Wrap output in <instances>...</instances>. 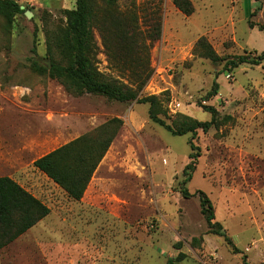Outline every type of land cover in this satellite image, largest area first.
<instances>
[{
  "label": "rangeland",
  "instance_id": "obj_1",
  "mask_svg": "<svg viewBox=\"0 0 264 264\" xmlns=\"http://www.w3.org/2000/svg\"><path fill=\"white\" fill-rule=\"evenodd\" d=\"M191 1V16L173 0L118 2L122 11L139 14L144 35L161 24L160 39L148 41L153 74L140 97L158 96L170 125L181 115L211 121L205 106L218 111L209 132L184 136L153 122L149 104L74 96L31 71L34 46L46 64L45 32L65 25L62 12L74 9L76 0H16L33 8L36 18L17 15L11 29L0 17V116L8 122L0 138L6 154L0 175L51 209L0 251V264H264V60L225 68L229 59L252 61L264 53V32L250 26L264 25V0ZM258 5L262 10L252 16ZM93 32L100 71L120 76L100 31ZM201 38L220 60L196 52ZM215 83L218 94L209 98ZM112 118L123 126L80 201L34 167L35 160ZM192 152L199 154L194 160ZM191 161L196 170L182 185ZM183 186L209 197L237 251L209 231L199 197L184 198Z\"/></svg>",
  "mask_w": 264,
  "mask_h": 264
},
{
  "label": "trees",
  "instance_id": "obj_2",
  "mask_svg": "<svg viewBox=\"0 0 264 264\" xmlns=\"http://www.w3.org/2000/svg\"><path fill=\"white\" fill-rule=\"evenodd\" d=\"M118 2L119 0H76L74 9L63 10L62 13L66 17L65 25L45 32L46 64L37 58V49L34 46L32 51L36 56L28 60L31 71L57 80L74 96L92 94L121 103L137 101L140 104H149L150 119L175 136L195 135L199 130L209 132L218 119V111L214 107H204L205 111L212 115L211 121L202 122L181 115L174 125H170L161 116L163 104L158 96L140 97V92L153 74L149 53L151 45L148 41L153 43L160 39L161 24L156 26V30L150 28L148 34L144 35L139 14L135 11H122ZM173 2L187 16L195 12L191 0ZM21 7L16 0H0V17L5 20L7 29L12 28L17 15L26 16V11H31L34 15L32 20H35L33 8L26 7L22 10ZM261 10L262 6L258 5L251 15L255 16ZM250 26L258 27L264 32V25L250 21ZM94 28L100 31L111 67L117 70L120 76H109L100 71L97 60L99 48L95 41ZM197 51H201V55L214 61L220 60L206 38H201L197 42ZM263 60L264 53L252 61L246 56H239L227 60L225 68L232 71L245 63L260 65ZM125 78L128 82H125ZM218 89L219 86L215 83L208 97L217 96ZM122 126L123 120L112 118L92 133L82 135L35 160L34 167L61 187L71 199L80 201ZM190 145L193 151L198 149L193 141ZM198 155L192 152L190 159L194 160ZM195 170V162L191 161L184 170L187 178L182 185L191 179ZM181 194L186 199L199 197L201 213L209 231L225 237L227 243L237 251L232 239L216 221L214 207L209 197L201 191L196 195L192 194L185 187ZM50 213L51 209L44 202L13 178L0 177V251L25 235ZM169 263L173 264L174 261L171 259Z\"/></svg>",
  "mask_w": 264,
  "mask_h": 264
},
{
  "label": "crops",
  "instance_id": "obj_3",
  "mask_svg": "<svg viewBox=\"0 0 264 264\" xmlns=\"http://www.w3.org/2000/svg\"><path fill=\"white\" fill-rule=\"evenodd\" d=\"M6 123H8V122H6V118L4 117V115H3V117L0 116V138H3V134L5 132L4 130L6 129ZM5 160H6V154H5V152L2 151V148L0 147V163L2 161H5ZM2 176H5V175H0V177H2ZM9 177H11V176H9Z\"/></svg>",
  "mask_w": 264,
  "mask_h": 264
},
{
  "label": "water",
  "instance_id": "obj_4",
  "mask_svg": "<svg viewBox=\"0 0 264 264\" xmlns=\"http://www.w3.org/2000/svg\"><path fill=\"white\" fill-rule=\"evenodd\" d=\"M22 8V10H24L25 9V7L24 6H22L21 7ZM26 16L28 17V18H30V19H32L33 18V13L31 12V11H26ZM49 64V63H48Z\"/></svg>",
  "mask_w": 264,
  "mask_h": 264
}]
</instances>
